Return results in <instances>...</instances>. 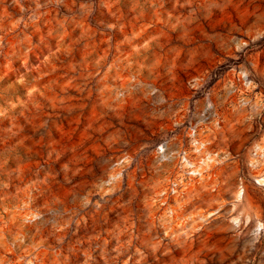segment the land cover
I'll list each match as a JSON object with an SVG mask.
<instances>
[{
  "label": "rangeland",
  "instance_id": "1",
  "mask_svg": "<svg viewBox=\"0 0 264 264\" xmlns=\"http://www.w3.org/2000/svg\"><path fill=\"white\" fill-rule=\"evenodd\" d=\"M261 144L264 0H0V264H264Z\"/></svg>",
  "mask_w": 264,
  "mask_h": 264
},
{
  "label": "built area",
  "instance_id": "2",
  "mask_svg": "<svg viewBox=\"0 0 264 264\" xmlns=\"http://www.w3.org/2000/svg\"><path fill=\"white\" fill-rule=\"evenodd\" d=\"M193 144L197 145V141H193ZM197 148V147H195ZM253 155H256V156H260L262 158H264V145L261 144V145H256L254 147V150H253ZM215 156V153H209L207 154V158H209L210 160L212 159V157ZM254 163V161H252ZM189 172L195 176H200L201 174V166H194V165H190L189 167Z\"/></svg>",
  "mask_w": 264,
  "mask_h": 264
},
{
  "label": "bare ground",
  "instance_id": "3",
  "mask_svg": "<svg viewBox=\"0 0 264 264\" xmlns=\"http://www.w3.org/2000/svg\"><path fill=\"white\" fill-rule=\"evenodd\" d=\"M198 135H200V132L198 131L197 132ZM213 159V158H212ZM256 183H263L264 184V176L260 177V178H257L256 180ZM242 191V190H241ZM241 191L238 192L237 196L239 197L241 195Z\"/></svg>",
  "mask_w": 264,
  "mask_h": 264
}]
</instances>
